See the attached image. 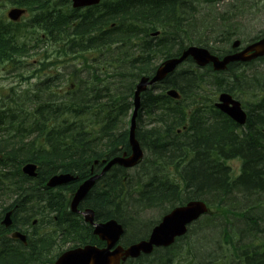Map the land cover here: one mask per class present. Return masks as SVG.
Listing matches in <instances>:
<instances>
[{
  "label": "trees",
  "instance_id": "trees-1",
  "mask_svg": "<svg viewBox=\"0 0 264 264\" xmlns=\"http://www.w3.org/2000/svg\"><path fill=\"white\" fill-rule=\"evenodd\" d=\"M239 1L231 0L235 5ZM153 3L154 1H146L133 11H124L122 8L120 15L106 18L107 26L110 20L118 22L116 30L120 31L108 29L100 47L91 48L95 52L105 53L103 84H100L102 74L96 73L94 76L87 75L85 79L80 77L79 92L72 95L63 98L54 91L47 92V96L39 104L41 121L42 125L45 124L44 119L48 117L52 126L47 130L41 125L42 133L38 134L37 130L32 135V141L19 144L16 141L18 135L0 136V222L3 219L1 213L5 209L13 210L12 227L7 229L0 224V264H42L46 259L57 255L63 245L69 242L101 244L92 236L90 225L75 220L76 214L69 211L67 204L69 198L78 185L91 175L92 167V172L98 170L95 171L94 160L100 163L105 158L130 151L128 130L123 129L124 126L121 127L119 123H123L130 107L129 97L135 80L140 75H149L155 70V55L166 57L180 52L185 44L197 40L194 37L199 29L204 30L214 22L211 16H207V22L199 27L192 20L195 16L206 17L204 8H200L205 4L203 0H172L167 1V4L152 5ZM239 6L235 9H239ZM179 9L182 11H178ZM133 18H137L146 30L164 29L162 37L147 43L142 53L133 51L138 42H144L143 36L139 41L132 40L135 30ZM228 25L222 18L220 27ZM228 30L217 32L211 40L221 39L228 34ZM98 31L100 32L99 25L85 26L80 30L87 42H93L90 38L98 34ZM56 32L65 35L60 28ZM18 55L19 49L13 40L0 39V63L15 62ZM250 64H231L227 71L212 77L216 79V84L205 81L202 72L187 74V70H181L178 77L173 75L166 82L180 91L185 90L187 95L178 104L171 102L164 92L155 94L150 91L144 94L143 114L140 113L137 118V138L144 148V162L147 165L144 163L139 172L127 175V170L121 167L111 168L89 190L80 203V208L93 209L95 220L98 221L112 218L120 221L125 230L122 239L128 233L131 234L130 240L124 239L126 244L144 238L152 223V219H148L146 215L138 214L140 211L153 208L167 211L176 204L201 198L217 213L206 215L203 220L193 223L188 233L177 240L176 246L183 240L186 242L185 263L264 264V237L255 238L264 234V131L260 130L264 126V70L255 67L251 69ZM244 65L248 69L244 68L242 73H236ZM254 71L259 74L250 77L243 74ZM53 85H48L45 90ZM216 89L239 97L248 95L253 99L242 100L248 108V120L241 134L237 130L238 125L213 107L212 95L217 92ZM198 104L202 106L198 107ZM86 116L89 119L84 121ZM144 116L150 122L148 125L153 124L149 129L142 125ZM185 122L191 125V132L185 135L177 133V129ZM235 158L239 159L240 170L237 175H232L227 162ZM26 161L39 165L38 178L33 181L21 172V166ZM182 163L186 165L182 166ZM156 166L161 173L165 171L170 180L159 172V177L152 176V173L159 170H156ZM170 166L184 176L180 179L177 173L172 175V179L168 174ZM55 173H70L77 177V181L53 192L46 188L45 181ZM1 189L6 191L1 192ZM7 192L9 195L5 194ZM2 194L10 196V202L1 199ZM229 213L234 214V217L238 216V221L233 222ZM40 214L46 216L45 220L32 226L33 220H38ZM20 218L22 221H19ZM208 220L212 224L208 225ZM216 221L221 223L217 224ZM235 224H241L243 229H238V226L237 230ZM228 225H232L237 232H231ZM57 226L61 227L60 235L54 236ZM217 226H221L220 232ZM13 228L28 234L27 244L31 245L25 249L19 248V255H15L17 249L8 246L14 243L9 238ZM248 231L250 233L247 234ZM219 233L231 245V253L218 254L217 247L211 246V239ZM172 250L156 249L150 256H141L125 264H170L174 258Z\"/></svg>",
  "mask_w": 264,
  "mask_h": 264
},
{
  "label": "water",
  "instance_id": "water-1",
  "mask_svg": "<svg viewBox=\"0 0 264 264\" xmlns=\"http://www.w3.org/2000/svg\"><path fill=\"white\" fill-rule=\"evenodd\" d=\"M92 0H74L75 5L87 4ZM20 10L14 9L9 12V16L12 19H17ZM239 41L233 43V47H236ZM191 55L199 65H205L212 62L214 70H224L229 62L233 61H247L255 57L264 55V38L248 46L244 50L225 55L223 58H218L212 55L207 49L201 47L191 46L187 48L180 58H172L166 60L157 70L155 76L150 80L148 78H142L136 85L134 93V105L135 109L131 118L129 128V144L131 147V154L126 156H117L110 160V162L102 170L104 173L111 165L118 163L124 167H132L138 163L143 153L139 147V143L135 137V118L137 110L140 104V92L146 88L148 84L154 83L156 80L162 79L165 75L171 72L175 66ZM171 96L177 97V93L174 90L168 92ZM216 107L228 114L236 122L243 124L246 122V113L242 110L239 101L232 98L229 93H221L219 96V102L216 103ZM35 166L26 165L24 170L30 175H34ZM98 176H92L85 182H83L77 189L70 207L73 211L77 210L78 203L85 197L89 189L93 186ZM74 179L71 175H58L50 178L48 185L53 186L57 184L66 183ZM207 208L202 201H190L185 206L176 207L170 213L165 215L162 221L153 228L148 240H140L133 243L126 248L118 245L115 248V244L118 242L122 235L121 224L118 221L107 220L102 224H99L93 230V233L99 237V239L106 242V246L103 248H97L92 245H86L84 247H78L63 253L54 264H120L121 260H125L127 257H138L141 252L149 253L153 249V245H168L176 236L183 235L186 230V224L196 219L201 213L206 212ZM84 217L87 222L92 223L94 212L92 209H86L84 211ZM5 220H9V214L7 213ZM22 240L25 237L16 235Z\"/></svg>",
  "mask_w": 264,
  "mask_h": 264
},
{
  "label": "rangeland",
  "instance_id": "rangeland-1",
  "mask_svg": "<svg viewBox=\"0 0 264 264\" xmlns=\"http://www.w3.org/2000/svg\"><path fill=\"white\" fill-rule=\"evenodd\" d=\"M203 2H205V4H203V6H201L200 8L201 9L204 8L205 12L207 13V14L204 13V15H206V17L195 16V19H192V20L196 21L197 25L199 27H203L204 24L207 22L206 21L208 19L207 16H211L212 20L214 22L210 23L208 25V28H205L204 30L199 29L196 32V36L194 37L197 40H191L190 42L194 41L195 43H199L201 46L207 47L209 50H211V52L219 54L218 52H225L227 50H230L231 45L235 39H239L242 44H246L250 40L257 38L258 36H260L261 34L264 33V0H240L236 5L233 4L231 2V0H203ZM10 5H11L10 2L0 1V19L3 18L5 11L9 9ZM237 6H239V9L238 8L235 9ZM221 16H224L222 18H224L225 21H227L229 23V25L224 26V28L220 27V23L222 22ZM227 29H229L228 34L226 36H223L219 40H211L210 38H208L211 35L216 36L217 32H221L222 30H227ZM209 33H212V34L210 35ZM104 60H105V57H104L103 61ZM159 61H160V59L155 60V64L156 65L159 64ZM259 61H257L256 63L254 62L253 64L249 65V67L251 69H255V68L259 67V69L263 70L264 69V67H263L264 66V59H259ZM76 68L77 67L72 66V67H70V70H75ZM183 69L188 70L189 66L185 65L183 67ZM246 69H248V67H246ZM6 70H8V68L0 66V94L3 90H7V89H9V87H13V86H19L20 89L26 88V84L19 83L17 81V79L14 77V74L13 73L8 74V71H6ZM242 70H243V68H242ZM183 72L184 71H182V73ZM6 76L8 78H5ZM208 76H210V77H208ZM82 77L84 78L86 76H82ZM212 77L213 76H211V74L208 72L207 75H205L204 80L210 81V80H212L211 79ZM2 78H5V79H2ZM253 81L255 82V80H253ZM238 98L240 100H245V101L252 100V98L248 97V95H242L241 97H239V95H238ZM103 99L101 101H103ZM130 112H132V108L130 109ZM130 112L128 113V116H126V118L124 120L123 125H125V126L123 127V129L125 128L128 130V128H129V125H130L129 119H130V115H131ZM45 118L46 119H44V122L45 123L49 122L48 117H45ZM147 120H148V118H145V116L142 119V125L145 128H147L148 124L150 123ZM36 128L37 127L35 126L29 132L21 133L18 135L21 139H24L25 142L27 143L31 139L32 135L37 131ZM127 139H128V136H127ZM145 155L146 154H144V156ZM147 159H149V158H147ZM144 163L145 162L143 160V162L140 165H138L137 167L127 170L126 175H127V173L135 174L136 172H139L140 169L143 168L144 165H147L146 163L145 164ZM167 164H169V162ZM228 164L230 166V171L233 172V174H235V175L238 174V162L233 161V162H229ZM158 169L159 168L156 166V170H158ZM96 172L98 173V170ZM158 172L161 173V170L159 169ZM164 173H165V171L161 174H164ZM89 177H91V175ZM263 198L261 199L262 201H263ZM162 210L163 209H158V208L146 209L142 212L140 211L138 214H144L148 217V219H152V221H150V222H152L150 225V228H151L165 213L166 210L165 211H162ZM229 218L233 222L238 221L237 218L231 214L229 215ZM216 222H217V224L220 223L219 221H216ZM235 225H236L235 226L236 229L238 226H239L238 229H243L241 224H239V225L235 224ZM228 226H229V229L231 230V232H233V231L237 232L236 229H234L232 227V225H228ZM148 228L146 231L150 230V228H149V230H148ZM217 229H218V232L221 231L220 226H217ZM206 232H208V231H206ZM130 235L131 234L128 233V236L126 235V237H124V239H127L126 241L130 240V237H131ZM262 237H264V234H260L255 238L258 239V238H262ZM124 239H122V241H121L122 243H125ZM197 241L199 242L198 239H197ZM182 242H179L178 245L172 250L174 252V258L170 264H186L185 260H186L187 255L185 253V245H184V243L186 244V242H183V243ZM203 244H204V242H203ZM73 245L74 244L71 242L65 243V245H63V249L64 250L68 249L69 247H71ZM211 246L217 247V249H218L217 253L218 254L221 252H225V253H231L232 252L231 245H229L222 238V236H220V233L218 235H215L211 239ZM54 257H55V255H53V257H51V258H54ZM45 258H49V257L45 256ZM49 259H46L42 264L50 263ZM222 264H224V263H222Z\"/></svg>",
  "mask_w": 264,
  "mask_h": 264
},
{
  "label": "bare ground",
  "instance_id": "bare-ground-1",
  "mask_svg": "<svg viewBox=\"0 0 264 264\" xmlns=\"http://www.w3.org/2000/svg\"><path fill=\"white\" fill-rule=\"evenodd\" d=\"M230 5V4H229ZM233 10V9H232ZM240 13V12H239ZM100 16V15H99ZM39 19V18H38ZM90 24V23H89ZM97 27V26H96ZM96 31V30H95ZM99 32V31H98ZM93 35V34H92ZM213 37V35H211V36H209L208 38H212ZM260 38H264V33L263 34H261L260 36H259ZM3 42V41H2ZM151 43V42H150ZM227 45V44H226ZM211 46V45H210ZM177 53H179L176 57H178L179 55H180V52H176L175 54H177ZM159 54V53H158ZM158 56V55H157ZM105 61V60H104ZM104 61H103V63H104ZM259 61V60H258ZM260 62V61H259ZM151 63V62H150ZM256 63V62H255ZM248 65V64H247ZM242 66V65H241ZM247 67V66H246ZM246 67H243V69L245 68L246 69ZM264 67V66H263ZM259 68V67H258ZM155 69V68H154ZM238 71L236 72V73H238V72H241L242 71V69H237ZM258 70V69H257ZM264 70V69H263ZM154 71L155 70H153V72L152 73H149V75H151V74H153L154 73ZM201 72V71H200ZM245 72V71H244ZM243 72V74H245L246 76H248V77H250V76H254V75H257V74H259L258 72H256V71H254V72H246V73H244ZM223 73V72H222ZM242 73V72H241ZM230 74V73H229ZM216 75H219V74H216ZM208 77H210V76H208ZM227 77H230V76H227ZM260 77V76H259ZM262 77V76H261ZM239 78H241V76L239 77ZM258 78V77H257ZM85 79V78H84ZM88 79V78H87ZM209 79V78H208ZM212 80H210V82L211 83H213V84H216L217 82H216V79L215 78H211ZM230 79V78H229ZM263 80H264V78H263ZM215 82V83H214ZM225 82V81H224ZM230 82V81H229ZM232 82V81H231ZM55 87V84L53 85V86H51V88L49 87L47 90H44L42 93H41V95H40V103H42V101L44 100V98L47 96V92H49V91H52L53 90V88ZM55 91V90H54ZM200 91V90H199ZM216 91H217V89H216ZM223 92H227V91H223ZM200 93V92H199ZM213 93V92H212ZM72 97V96H71ZM249 97V96H248ZM64 98V97H63ZM251 98V97H250ZM67 99V98H66ZM253 100V99H252ZM242 101V100H241ZM251 101V100H250ZM48 102V101H47ZM60 102V101H59ZM243 102V101H242ZM60 104V103H59ZM243 104H244V102H243ZM43 105V104H42ZM53 105V104H52ZM190 105V104H189ZM242 110L244 111V112H246V113H248V108L246 107V105L244 104L243 105V107H242ZM95 120V119H94ZM96 121H98L97 119H96ZM145 121V120H144ZM147 121H149V120H147ZM129 122H131L130 120H129ZM138 122V120L136 121V124H138L137 123ZM93 123V122H92ZM95 124V123H94ZM148 124V123H147ZM253 124V123H252ZM207 129V128H206ZM178 130L179 129H177V133H179L178 132ZM261 131H264V126L260 129ZM30 131V130H29ZM29 131H24L23 133H26V132H29ZM206 131V130H205ZM246 132V131H245ZM239 134H241V132H239ZM20 140H22V142L20 141ZM16 141L19 143V144H24V143H26L25 142V140L24 139H20V137H19V135H18V137H17V139H16ZM130 147V146H129ZM189 147V146H188ZM187 147V148H188ZM187 148H186V150H187ZM190 148V147H189ZM131 150V149H130ZM189 150V149H188ZM188 152V151H187ZM229 160H231V159H229ZM110 162V160L109 159H103V160H101L100 161V163H99V161L98 160H94V162H93V165L94 166H96V169H95V171L98 169V173H96V172H92V170H93V167L91 168V170H90V174H91V177L92 176H98V178L97 179H101V178H103L104 176H105V174L107 173V172H109V170L108 171H105L104 173H102V170L105 168V166L108 164ZM183 163H185L184 161H183ZM183 163H182V166H185L186 164H184L183 165ZM24 165L25 164H23L22 166H21V172H22V174L24 175V174H28V172H26L25 170H24ZM153 165V164H152ZM181 165V164H180ZM113 167H121V168H123V169H125V170H129V168H127V167H124L123 165H120V164H113L112 165V167L111 168H113ZM8 168V167H7ZM151 168V167H150ZM5 169V168H4ZM149 169V168H148ZM165 169V168H164ZM2 171V170H1ZM155 171V170H154ZM2 172H4V171H2ZM148 172V171H147ZM190 172V171H189ZM228 172H230V171H228ZM9 173V172H8ZM96 173V174H95ZM149 173H150V171H149ZM60 174H70V173H60ZM154 174V175H153ZM168 174H169V176L173 179V176H172V174H171V171H170V169H169V172H168ZM152 176H158L159 177V175H158V171H157V173H152L151 174ZM164 175H165V173H164ZM180 175V179H181V177L182 176H184V175H182L181 173L179 174ZM191 175V174H190ZM232 175H235V174H233V172H232ZM25 176V175H24ZM146 176V175H145ZM166 176V175H165ZM16 177V176H15ZM163 177V176H162ZM167 177V176H166ZM28 178V177H27ZM168 178V177H167ZM29 179V178H28ZM77 179V177L76 176H74V180L72 179V180H70V181H68V182H66V185H68L69 183H72V182H74L75 180ZM144 179H145V177H144ZM143 179V180H144ZM150 179H153L152 177L150 178ZM169 179V178H168ZM179 179V180H180ZM14 180V179H13ZM87 179H85L83 182H85ZM148 180V179H147ZM170 180V179H169ZM7 181H8V179H7ZM9 181H11V180H9ZM77 181V180H76ZM146 181V180H145ZM49 182V181H48ZM83 182H81V183H83ZM6 184V183H5ZM9 185V184H8ZM135 186H136V184H135ZM10 188L12 187L11 185L9 186ZM57 187H61L60 186V184H57V185H53V186H50V185H48V183H46V188L47 189H52V188H57ZM141 187V186H140ZM3 188V187H2ZM6 188V187H5ZM13 188V187H12ZM16 188V187H15ZM25 189H27V188H25ZM2 191L1 192H4V191H6V189H1ZM9 190V189H8ZM12 190V189H11ZM22 190V189H21ZM12 193V192H11ZM89 193V192H88ZM5 194H8L9 195V193L7 192V193H5ZM18 194V193H17ZM6 196V195H4V194H2V196H1V199L3 198L4 199V201H6V202H10V196ZM13 195V194H12ZM16 195V194H15ZM185 195V194H184ZM67 196H69V195H67ZM74 196V193L71 195V197H73ZM86 196V195H85ZM70 197V198H71ZM15 199V198H14ZM13 199V200H14ZM12 200V199H11ZM12 200V201H13ZM83 200V199H82ZM234 201V200H233ZM236 201V200H235ZM12 203V202H11ZM247 203V202H246ZM245 203V204H246ZM248 204V203H247ZM237 205V204H236ZM241 205V204H240ZM263 205V204H262ZM248 206V205H247ZM261 207V206H260ZM234 208V207H233ZM236 208V207H235ZM231 209V208H230ZM237 209H238V207H237ZM25 210V209H24ZM127 210V209H126ZM240 210V209H239ZM243 210V209H242ZM11 211H12V213H13V210L11 209ZM69 211L71 212V213H73V214H77V212H75V211H73L72 209H71V207H70V205H69ZM2 214V213H1ZM23 214V213H22ZM37 214V213H36ZM229 214H231L232 215V213H229ZM20 215V214H19ZM41 215V214H40ZM234 215V214H233ZM3 216V215H2ZM37 216V215H36ZM35 216V217H36ZM42 216V215H41ZM220 216V215H219ZM238 216H236V218H237ZM17 219H18V217H17ZM53 219V218H52ZM241 219V218H240ZM21 220V218L19 219V221ZM45 220V219H44ZM109 221L110 220H114V221H118V220H116V219H114V218H112V219H108ZM12 218H11V216L9 217V220L8 221H6L5 220V218L3 217V219H2V221L0 222V224L1 225H3L2 227H5V228H7V229H10L11 227H12ZM22 221V220H21ZM36 221H37V219H34L33 220V222H32V226H36ZM209 221V220H208ZM223 221V220H222ZM52 222V221H51ZM54 222V221H53ZM105 221H98V220H95V216L93 217V222L92 223H90V222H88V225H90L91 227H92V230H94L95 229V227L97 226V225H99V224H102V223H104ZM16 223V222H15ZM23 223V222H22ZM42 223V222H41ZM191 223V221L189 222V223H187L186 224V226H188L189 224ZM210 223L212 224V222H209V224L208 225H210ZM221 223V222H220ZM27 224V223H26ZM18 225V224H17ZM25 225V224H24ZM51 226H52V224H50ZM19 226V225H18ZM29 226V225H28ZM48 226V225H47ZM41 227V226H40ZM221 227V226H220ZM16 228V227H15ZM19 228H21V226L19 227ZM23 228V227H22ZM43 228V227H42ZM48 228H49V226H48ZM246 228V227H245ZM4 229V228H3ZM47 228H45V230H46ZM121 229H122V237H123V235H124V232H125V230H124V228H123V225H121ZM149 229V228H148ZM21 230V229H20ZM25 230H27V229H25ZM35 230V229H34ZM44 230V229H43ZM127 230H128V228H127ZM205 230V229H204ZM207 230V229H206ZM205 230V231H206ZM241 230V229H240ZM246 230V229H245ZM11 232L9 233V238L10 239H14V237L16 236V235H20V236H23V237H25V238H27V235L28 234H25V233H23V232H21V231H19V230H16V229H12V230H10ZM38 231V230H37ZM254 231V230H253ZM28 232V231H27ZM43 232V231H42ZM49 232V231H48ZM6 233V232H5ZM32 232L30 231V234H31ZM41 233V232H40ZM51 233V232H50ZM248 233H250V231H248L247 232V234ZM7 234V233H6ZM34 235V234H33ZM32 235V236H33ZM47 235H49L48 233H47ZM53 235L55 236V234L53 233ZM53 235H51V236H53ZM30 236V235H29ZM57 236V235H56ZM7 238V237H6ZM30 238V237H29ZM28 238V239H29ZM54 239H55V237H53ZM74 238V237H73ZM203 238V237H202ZM3 239V238H2ZM48 239H50V238H48ZM144 238H141V239H138V240H136V241H140V240H143ZM65 240V239H64ZM63 240V241H64ZM73 240V239H72ZM77 240V239H76ZM195 240V239H194ZM220 240V239H219ZM47 241V240H46ZM54 241V240H53ZM71 241V240H70ZM182 241V240H181ZM184 241V240H183ZM255 241V240H254ZM51 242V241H50ZM59 242V241H58ZM68 242V241H67ZM79 242V241H78ZM197 242V241H196ZM183 243V242H182ZM255 243V242H254ZM22 244H27V240H25V241H23L22 242ZM51 244V243H50ZM196 246V245H195ZM208 246V245H207ZM203 248V247H202ZM205 248V247H204ZM201 249V248H200ZM51 252V251H50ZM209 252V251H208ZM59 253V252H58ZM212 253V252H211ZM48 254V253H47ZM49 255V254H48ZM224 260H225V258H223ZM220 262V261H219ZM218 262V263H219ZM226 262V261H225ZM227 264V263H226Z\"/></svg>",
  "mask_w": 264,
  "mask_h": 264
},
{
  "label": "flooded vegetation",
  "instance_id": "flooded-vegetation-1",
  "mask_svg": "<svg viewBox=\"0 0 264 264\" xmlns=\"http://www.w3.org/2000/svg\"><path fill=\"white\" fill-rule=\"evenodd\" d=\"M67 1H68L67 3L71 6V2L69 0ZM57 4L58 3L53 4L51 2L50 3L44 2L43 4H39V7L50 5L51 8H57L56 7ZM33 12L38 13V16L36 17L38 21L37 22L30 21V24L31 22H34V28L38 33H40V38L42 39V42L44 43L45 47L50 49L53 54H56L58 47L62 46V43L60 40H64V37L67 39V36H64V33L62 34V33L56 32V29L58 28L56 24L57 21H56L54 9H49V11H45L43 13L41 8H38L37 6H35V9ZM78 13L79 11H76L75 13H72V15H77ZM94 25H99L100 29L103 28V21H102L101 16L98 15L96 17H93L91 20L89 19L81 20L79 24L77 25V28L78 27L82 28L85 26H94ZM63 30L65 31V28ZM59 189L60 188L57 187V188L51 189V191L55 192ZM79 209L82 211L86 208L84 207L80 208L79 206Z\"/></svg>",
  "mask_w": 264,
  "mask_h": 264
}]
</instances>
